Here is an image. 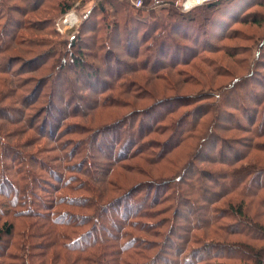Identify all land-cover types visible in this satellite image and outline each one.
I'll return each instance as SVG.
<instances>
[{
    "label": "rangeland",
    "instance_id": "obj_1",
    "mask_svg": "<svg viewBox=\"0 0 264 264\" xmlns=\"http://www.w3.org/2000/svg\"><path fill=\"white\" fill-rule=\"evenodd\" d=\"M105 1L98 15V0H0V230L13 228L0 264H19L23 235L36 254L54 231L72 248L89 224L55 221H86L92 201L101 224L121 223L131 189L138 206L156 200L125 227L140 247L128 264H264V0L132 12L187 18L164 29Z\"/></svg>",
    "mask_w": 264,
    "mask_h": 264
},
{
    "label": "trees",
    "instance_id": "obj_2",
    "mask_svg": "<svg viewBox=\"0 0 264 264\" xmlns=\"http://www.w3.org/2000/svg\"><path fill=\"white\" fill-rule=\"evenodd\" d=\"M104 1L105 0H98V2L101 3L100 4L101 8L95 10L97 11L98 15H102L104 13V10H105V8L103 7L105 4ZM105 2L107 3V1ZM220 4L218 3L209 4L211 7L210 9H212V7L216 8ZM120 8H121L120 11H122V14L121 12H117V14L122 15V19L125 22H129L133 25H138L143 28L147 26L158 28V26L160 25L161 27L160 29H164V27L162 26V23L167 19H170L173 21L174 18H177V19L180 18L179 21L181 23L187 21V18L185 16L181 15V13L180 14L177 13V10H176L177 8L175 6H171V7L168 6L167 8L160 9V13H162L160 17L163 18L162 21H160L159 18H155V15L153 14L151 15V17L154 18L153 24L146 26L145 24H141L143 22H141L139 18H138V22L140 23L135 22V20H133L132 18V17H135V15H133L132 12H134L137 17L143 15L141 9L135 8L133 5L127 2H123V5L117 6L116 9H120ZM94 9H96L95 6L92 8L91 11H93ZM153 11L154 10L149 11L151 12L150 14L154 13ZM130 17H131L130 21H127ZM191 21L195 23L194 18H192ZM191 21L190 19L188 20V22L192 23ZM117 28L119 31L120 24L118 23L114 25L113 29L117 30ZM179 29L177 28V30ZM155 30L153 31L155 32ZM117 78L118 76L116 77V79ZM263 135L264 134H257V137L262 138ZM135 145H133V147ZM255 148L261 150L264 153V147H261V145H258ZM250 173L251 172H246V169H243V168L240 169V172H235V174L237 175H247V177H249ZM235 177L236 175H233V178ZM65 181L67 183L69 182L68 179ZM262 190L264 191V186H261L259 188V192ZM134 191L135 189H131L128 192H126L121 199L116 200L120 202L122 201L129 202L132 205V207L130 206V204L128 205L129 210L127 209L125 210V211H128V215L127 217H124V220L121 221V223L118 222L117 225L109 223L108 228L112 229L108 231L110 234L106 233V230L108 229L107 226H104L103 224L100 223L101 219L104 216L105 208L92 201L90 208H92L93 213L88 218L86 217L87 218L86 221H82L79 218H73V217L66 223L55 221L56 225H58L59 227L66 226V227H71V228H81L83 224H87V225L89 224V229L84 234H75L76 235L75 237L79 236L78 237L80 238L79 240L81 239L83 240V243H84L83 245H81L80 247L76 246V242L79 241L77 240L75 243L71 244L73 245V247L71 248L70 245L64 244L66 242H63V240L66 239L67 235L62 232L60 234V231H56V232L54 231V234H52L54 235V241H52V243L47 244L45 246H40L41 247L40 250L43 249L44 252L42 254H36L34 252L36 248V244L28 243L30 240H33L35 236L32 234L28 235V237L23 235L21 237L23 239V244L15 248V250L19 252L18 255L14 256L15 259H17L19 264H58L59 261H62L60 259L62 258L61 256L62 251H64L67 253L74 252V253H77V255L71 258L69 257L68 259H66L67 261L65 260V262L62 264H128L125 257L128 256L129 254H133L134 256H139V252H137V249H140L138 242L134 238H131L125 230L127 227H130L133 229L136 228L137 222H130V224H128V221L130 219H141V218L152 219V215L154 214V212L152 211L151 208H153V206L155 205V200H156L155 198H153L152 202L148 201L142 206H138V204L135 201L132 202L135 198L126 200L129 198L128 196H130ZM90 192H91V189L89 193ZM93 192L94 191H92V193ZM259 192L257 190V193ZM148 198L149 196L147 197V199ZM77 199H80V198H77ZM263 201L264 199L261 200L262 204H264ZM82 205L87 206L86 203H82ZM229 208L235 211L236 214H239L240 216H244L243 211H242L243 209L241 207L234 208V206L231 205L229 206ZM139 226L142 227L141 225ZM144 226H147V227L145 230H142V231H147L148 225H144ZM114 229H115V234L112 233ZM96 233L99 236L92 238L91 236L95 235ZM12 234H13V228L10 225L8 226L4 225L0 230V238L2 236L11 237ZM106 238H109V239H106ZM52 248L55 249L56 251H59V253L56 252L55 250H52ZM51 251H52V253L50 254L51 256L50 255L46 256V253L51 252Z\"/></svg>",
    "mask_w": 264,
    "mask_h": 264
},
{
    "label": "crops",
    "instance_id": "obj_3",
    "mask_svg": "<svg viewBox=\"0 0 264 264\" xmlns=\"http://www.w3.org/2000/svg\"><path fill=\"white\" fill-rule=\"evenodd\" d=\"M88 1L89 2L86 4L87 6L93 5V3L96 0H88ZM121 1L130 3L131 5H133L135 7L134 3L138 0H121ZM139 1L141 2V6L138 9H141L142 13L144 14V13H147L151 10H155L159 6H166V4H175V3L177 4L181 0H139Z\"/></svg>",
    "mask_w": 264,
    "mask_h": 264
},
{
    "label": "built area",
    "instance_id": "obj_4",
    "mask_svg": "<svg viewBox=\"0 0 264 264\" xmlns=\"http://www.w3.org/2000/svg\"><path fill=\"white\" fill-rule=\"evenodd\" d=\"M220 0H201L200 3H196L195 0H182L181 2V11L184 13H187L189 11H191L194 8L197 7H202L203 5H209V4H215L218 3ZM136 8H139L141 6V2L138 0L134 3ZM71 16L74 17V22H71V20H68V18L70 17V15H68L65 19H67V21H65L67 23V25H74L77 23L75 14L71 13Z\"/></svg>",
    "mask_w": 264,
    "mask_h": 264
},
{
    "label": "bare ground",
    "instance_id": "obj_5",
    "mask_svg": "<svg viewBox=\"0 0 264 264\" xmlns=\"http://www.w3.org/2000/svg\"><path fill=\"white\" fill-rule=\"evenodd\" d=\"M68 20H71V22H74V18L73 17H69Z\"/></svg>",
    "mask_w": 264,
    "mask_h": 264
},
{
    "label": "clouds",
    "instance_id": "obj_6",
    "mask_svg": "<svg viewBox=\"0 0 264 264\" xmlns=\"http://www.w3.org/2000/svg\"><path fill=\"white\" fill-rule=\"evenodd\" d=\"M195 2H196V3H200V2H201V0H199V2H197V0H195Z\"/></svg>",
    "mask_w": 264,
    "mask_h": 264
},
{
    "label": "snow or ice",
    "instance_id": "obj_7",
    "mask_svg": "<svg viewBox=\"0 0 264 264\" xmlns=\"http://www.w3.org/2000/svg\"><path fill=\"white\" fill-rule=\"evenodd\" d=\"M197 2H199V0H197Z\"/></svg>",
    "mask_w": 264,
    "mask_h": 264
}]
</instances>
